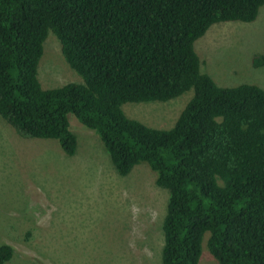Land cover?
Instances as JSON below:
<instances>
[{
	"label": "trees",
	"instance_id": "trees-1",
	"mask_svg": "<svg viewBox=\"0 0 264 264\" xmlns=\"http://www.w3.org/2000/svg\"><path fill=\"white\" fill-rule=\"evenodd\" d=\"M264 0H0V118L72 157L69 119L93 132L115 172L145 165L167 193L161 264H199L203 238L217 264H264V90L219 87L195 42L215 24L252 23ZM52 33L81 83L44 89ZM251 63L259 68L264 57ZM192 91L174 125L128 118L127 103H166ZM13 248L0 246V264Z\"/></svg>",
	"mask_w": 264,
	"mask_h": 264
},
{
	"label": "rangeland",
	"instance_id": "rangeland-1",
	"mask_svg": "<svg viewBox=\"0 0 264 264\" xmlns=\"http://www.w3.org/2000/svg\"><path fill=\"white\" fill-rule=\"evenodd\" d=\"M200 70L219 87L252 84L264 90V6L249 24H215L194 44ZM38 78L44 89L81 83L64 61L57 38L44 42ZM189 91L166 103H127L125 115L154 129L171 128ZM76 153L54 140L26 138L0 118V246L5 264H161L167 193L137 165L119 176L97 136L69 119ZM202 243L199 264H217Z\"/></svg>",
	"mask_w": 264,
	"mask_h": 264
}]
</instances>
